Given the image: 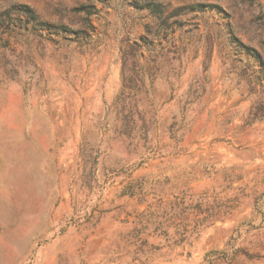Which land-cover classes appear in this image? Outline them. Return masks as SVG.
<instances>
[{
  "label": "rangeland",
  "instance_id": "374dc122",
  "mask_svg": "<svg viewBox=\"0 0 264 264\" xmlns=\"http://www.w3.org/2000/svg\"><path fill=\"white\" fill-rule=\"evenodd\" d=\"M154 1L0 0L54 25L0 27V264H264V87L229 39L264 61V0ZM175 197L219 211L181 245L138 219Z\"/></svg>",
  "mask_w": 264,
  "mask_h": 264
},
{
  "label": "trees",
  "instance_id": "16d2710c",
  "mask_svg": "<svg viewBox=\"0 0 264 264\" xmlns=\"http://www.w3.org/2000/svg\"><path fill=\"white\" fill-rule=\"evenodd\" d=\"M134 4H136L139 9L148 10L151 14L162 15L164 12L163 6L154 0H138L137 2L136 0H134ZM206 6L207 5H197V7L199 8ZM75 11L84 12V14H86L85 16L89 15V11L85 10V6L83 5ZM11 13L19 16L20 19L23 18L24 23L27 25H31L34 30H52L54 27V25L52 24L40 21L33 9L26 4H11L10 7L4 13H0V27L4 25V18H9ZM62 30H65V27L60 26L55 29L54 33H56L57 31L61 32ZM229 39L230 43L234 45V49L237 54H243L246 58L251 59L252 62L255 64L256 68L252 71L251 75L253 78V82H256L261 87H264V61L260 53L257 50L247 45H244L234 35H231ZM254 118V120H261L264 118L263 103H260L258 107L255 108ZM130 194L132 195L133 193ZM138 194L145 195L141 193V191ZM160 202V200H157L156 204H159ZM152 205L150 203L148 204V207L151 208ZM168 207L169 211L162 213V216H158L148 209L146 212L141 213L138 219L140 221L142 220L144 224L154 223L157 231H160L162 226L166 223L173 224L176 228H178L177 226H180L182 229H178L176 231V237L175 240H173L174 245H181L185 242H188L189 238L197 233L198 227L202 226L208 219L219 214V211L216 212L212 208L201 209V206L199 204H187L183 198L177 197H175L174 202ZM189 217H192L191 222L189 224H184L183 221L185 222L189 219ZM174 221H179V223L175 224L173 223ZM189 226L190 229L187 228ZM162 235H165V233H163Z\"/></svg>",
  "mask_w": 264,
  "mask_h": 264
}]
</instances>
